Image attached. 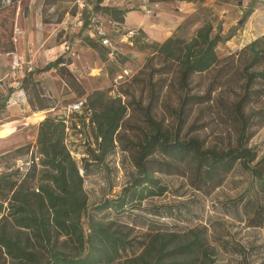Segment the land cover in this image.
I'll return each instance as SVG.
<instances>
[{
  "label": "rangeland",
  "instance_id": "rangeland-1",
  "mask_svg": "<svg viewBox=\"0 0 264 264\" xmlns=\"http://www.w3.org/2000/svg\"><path fill=\"white\" fill-rule=\"evenodd\" d=\"M96 1L82 0V9L75 0H58L52 8L46 0H20L15 17L13 53H5L2 46L6 48L9 38L7 34V38L2 37L1 19L8 17L11 11L0 13V103L10 89L15 90L6 108L0 109V174L17 172L14 177L19 184L29 193H38L39 186L45 183L37 146L39 125L48 116L66 119V145L84 178L83 194L89 213L105 200L117 199L137 177L131 141L138 142L148 131L139 104L146 107L150 102V78L154 76L153 84L160 95L153 109L157 120L173 131L182 129V135L200 137L207 146L234 147L238 126L229 109L242 94L243 74L252 63L253 53L249 46L258 42L256 47L264 49V0L175 1L156 6L149 5L148 0H104L105 5L121 9L133 7L150 15L155 22L164 18L163 13H182L184 18L178 29L173 34L167 29L159 40L147 32L142 35L139 30L145 31L143 28L129 31L127 25L131 27L137 23L133 16L129 17L127 25H121L107 16L95 15V25L85 28L83 11H91ZM5 3L8 5L10 0ZM206 23L214 26V34L225 39L217 48L221 66L209 74L194 76L189 88L192 93L201 94L212 85H218V89L211 103L194 107L183 122L179 116L180 100L185 94L181 84L173 72L161 73L165 68L161 56L153 49L142 50L140 46L144 45L142 43H165L169 38L190 42ZM102 33L109 40L105 46L111 50L106 59L84 41L86 36L98 39ZM62 54L71 59L69 69L87 95L96 90L107 92L109 97L119 94L128 105L121 142H117L114 152L102 162L87 154L89 149L98 147V142L85 106L77 108L85 98H79L62 84V79L53 71L34 76L40 80L44 93L51 96L48 100L51 109L34 111L27 99L30 93L23 89L22 81L27 73L44 67ZM220 71L222 83H214ZM41 75L44 80L39 78ZM43 83L58 84L51 90ZM256 87L264 93V83ZM252 107H264V97ZM251 132L253 136L246 146L256 154L252 166L264 172V124L254 126ZM22 147L23 151L18 150ZM83 158L91 165L88 172L84 169ZM158 177L169 186L165 195L147 199L140 209L121 216L100 213L97 218L116 221L114 229L130 239L149 240L156 233H162L178 234L181 242H186L198 235L204 247L195 254L196 264H264V194L259 191L253 173L238 166L210 195L196 191L183 177ZM11 197L12 194L8 199H0V226L6 224L13 233L16 228L9 218ZM121 263L124 262L114 264Z\"/></svg>",
  "mask_w": 264,
  "mask_h": 264
},
{
  "label": "trees",
  "instance_id": "trees-1",
  "mask_svg": "<svg viewBox=\"0 0 264 264\" xmlns=\"http://www.w3.org/2000/svg\"><path fill=\"white\" fill-rule=\"evenodd\" d=\"M19 1L10 0L7 5L5 0H0V13L11 11L8 17L1 19L4 29L2 37L7 38V34L9 38L6 48L2 45L5 53L15 52L12 40ZM175 1L204 0H148L153 4ZM46 2L52 8L58 0ZM103 2L97 0L91 11H83L86 15L85 28L95 25V15L107 16L111 21L125 24L129 9L105 5ZM7 24L8 29H5ZM139 32L145 34L142 29ZM214 32V26L206 23L190 42L169 38L165 43H142L144 45L140 46L142 50L153 49L161 56L165 66L161 73L173 72L181 84L185 94L180 100L179 116L183 122L187 121L194 107L211 103L218 89V85H212L201 94L192 93L189 88L194 76L209 74L221 66L217 48L225 39ZM105 38L106 35L98 39L86 36L84 41L106 59L111 50L103 44ZM257 44L255 42L249 46L253 53L252 63L243 74L242 94L238 95L229 109L238 126L237 145L228 148L207 146L200 137L182 135V129L173 131L157 120L153 109L158 105L160 95L153 84V76L149 81L152 83L150 102L146 107L139 104L148 131L138 142L131 141L137 177L117 199L105 200L92 213H89L83 194L84 178L66 145L67 121L52 116L45 118L39 125L37 140L44 168L42 178L45 181L39 186V192L26 191L24 185H20L14 177L17 172L0 174V199H8L12 194L9 218L16 228L11 233L6 224L0 226V264H196L195 254L204 247L198 235L186 242H181L178 234L162 233H156L149 240L130 239L114 229L116 221L106 222L97 217L100 213L121 216L133 209H140L147 199L165 195L169 186L159 175L183 177L196 191L210 195L241 166L255 175L259 191L264 194V172L252 166L256 154L246 146L253 136L251 129L264 124V107H252L264 97L262 89L256 87L258 83H264V67L250 70L264 65V49L257 48ZM71 64V59L65 54L58 56L44 67L27 73L22 81L23 89L30 93L27 99L34 111L51 109L48 103L51 96L44 93L40 80L34 76L56 71L79 98H85L87 117L98 142V147L89 149L87 154L102 162L114 152L117 142H121L128 105L119 94L109 97L107 92L96 90L87 95L69 69ZM154 73L158 74V71ZM222 77L220 71L215 75L214 83H222ZM14 91H8L3 103H0V109L6 108ZM23 148L18 150L23 151ZM83 166L88 172L91 166L88 159L83 158Z\"/></svg>",
  "mask_w": 264,
  "mask_h": 264
},
{
  "label": "crops",
  "instance_id": "crops-1",
  "mask_svg": "<svg viewBox=\"0 0 264 264\" xmlns=\"http://www.w3.org/2000/svg\"><path fill=\"white\" fill-rule=\"evenodd\" d=\"M158 4L160 3H155V4L149 3V5H155V6ZM130 16L131 17L133 16L137 20V23L131 25V27L127 25L129 21L128 19ZM163 16L164 18L157 19V21L155 22L154 19L150 15H145L141 11L134 9L132 7L129 9L127 13L125 23L129 31H135L136 29L143 28L145 30L144 32L145 33L147 32L146 34H151L152 36H154V38L159 40V38L163 36V34L166 32L167 29H171L170 33L173 34V32H175L180 26L181 20L184 18L183 17L184 15H182V13H177L174 15L163 13ZM53 72L55 73L56 71H53ZM42 76L44 75H41L39 78L41 80H44ZM58 77L60 78V76ZM43 84H47L50 87V89L53 90L54 86L56 87L58 83H43ZM62 84L66 85L65 83H62Z\"/></svg>",
  "mask_w": 264,
  "mask_h": 264
},
{
  "label": "built area",
  "instance_id": "built-area-1",
  "mask_svg": "<svg viewBox=\"0 0 264 264\" xmlns=\"http://www.w3.org/2000/svg\"><path fill=\"white\" fill-rule=\"evenodd\" d=\"M77 3H78V5L80 6V8L83 9L84 4L82 3V0H77ZM93 25H94V24H92L90 27H93ZM102 34H103V33H102ZM103 35H105V34H103ZM103 44H104V45H108V44H109V40H108L107 38L103 39ZM48 96H50V95L48 94ZM83 106H84V101H81V102L78 103L77 108H81V107H83Z\"/></svg>",
  "mask_w": 264,
  "mask_h": 264
}]
</instances>
